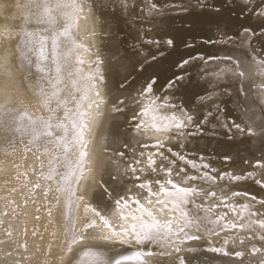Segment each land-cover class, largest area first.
Here are the masks:
<instances>
[{
  "label": "bare ground",
  "instance_id": "1",
  "mask_svg": "<svg viewBox=\"0 0 264 264\" xmlns=\"http://www.w3.org/2000/svg\"><path fill=\"white\" fill-rule=\"evenodd\" d=\"M260 2L124 0L122 4L121 0H83L79 36L80 42L90 49L82 54L83 67L86 72L91 71L95 67L93 61L98 58L106 85L101 90L105 101L100 109L101 120L89 133L90 147L102 137L109 147L107 152L100 147L99 151L90 153L88 159L94 161L96 172L82 178L77 195L104 212L115 209L117 199L145 196L144 190L135 187L138 183L149 178H165L164 173H154L149 168L147 160L152 155L157 168L163 162L172 167L173 173L183 169L182 174L199 175L191 164L195 163L197 168L209 164L215 169L211 174L217 177L216 183L197 180L189 181L188 185L215 190L217 197H226L230 204H248V211H264L260 203L264 200V187L254 182L257 179L264 182V16L256 13ZM45 3L55 7L56 0H0V264H101L111 256L132 257L143 249L159 252L161 249L147 242L142 247L80 242L72 246L71 252H63L67 243L68 208L56 202L58 193L54 191L49 193L44 205L32 197L30 189L35 183H53L42 179L49 170V157L26 150V145L31 147L33 126L27 121L21 124L19 117L29 112L45 118L52 116L55 123L63 122L65 112L55 99L48 98L53 92L51 86L45 85V98L37 94L41 73L35 67L36 57L31 53L26 57L21 43L26 32L50 37L64 27L65 16L55 12L50 18L44 12ZM209 38L214 42H203ZM169 39L173 41L171 46L167 43ZM189 41L194 47H185ZM48 48L50 57V40ZM197 53L202 54L201 58L177 67ZM54 69V64L46 62L50 78L55 76ZM71 72L72 66H66V85L73 79ZM184 73L187 74L177 81V87L164 90L170 79ZM152 78L156 80L153 92L142 95ZM62 95L69 101L67 107L74 108L72 97L79 98L80 93L68 86ZM156 96L161 100L167 96L169 99L164 102L183 105L193 117L191 124L179 130L183 135H178L175 129L134 130L137 123H151L148 116L137 117V113L145 110V106L150 107ZM44 99L48 101L47 107ZM113 106L121 111H113ZM162 111L179 115L176 108ZM234 122L242 132L231 126ZM159 153L167 159L162 161ZM137 160L140 164L135 163ZM258 164L262 166L257 167ZM133 167L137 168L136 172L132 171ZM141 168L143 171H139ZM225 172L229 176L220 180L219 175ZM249 173L252 178H248ZM137 175L140 181L136 180ZM232 175L241 178L234 181ZM39 192L37 189L36 193ZM234 192L250 195L233 196ZM251 195L257 200L252 201ZM194 199L204 206L219 202L216 198L205 201L203 194ZM148 207L160 220L170 215L167 211H157L159 205ZM185 210L197 213L191 203ZM215 212H228V209L221 205ZM237 212H242L245 220L249 218L243 208L237 207ZM130 214H138L135 206ZM70 215L74 217L75 228L80 229L86 219L83 204ZM228 216L231 218L232 213ZM261 231L264 230L229 229L218 236L205 235L199 240L185 241L179 245L178 253L169 248L168 256L154 255L143 260L147 264H177L178 258L189 264H241L242 261L246 264L248 260L264 264V241L257 235ZM225 237L234 239L223 245ZM248 237L252 239L249 241ZM24 244L28 246L27 253L23 251ZM252 245L261 248V254L250 255ZM221 246L230 252L242 251L244 256L227 257L208 251L209 247ZM188 248L194 251H186ZM17 257L22 259L18 261ZM125 264H138V261L133 257Z\"/></svg>",
  "mask_w": 264,
  "mask_h": 264
},
{
  "label": "snow or ice",
  "instance_id": "2",
  "mask_svg": "<svg viewBox=\"0 0 264 264\" xmlns=\"http://www.w3.org/2000/svg\"><path fill=\"white\" fill-rule=\"evenodd\" d=\"M122 4L124 0H121ZM246 3L249 0H245ZM83 0H56L55 7L44 4V12L50 18L53 17L55 12H60L66 18V23L63 28L56 31L50 37L43 35H36L34 33H25V39L21 43L25 46V56L31 53L35 55L36 62L35 67L37 71L41 73L40 83L38 85V95L45 98V85H49L53 88V92L49 99H55L58 106L65 108L63 122H53V117L47 118L39 116L35 113L24 112L21 113L19 119L21 124L27 121L32 125L31 139L29 145H26L27 151H34L40 155H46L48 160V173L42 175L44 181H51L52 184L35 183L30 192L33 199L41 205L48 202V196L50 192H56L58 195L55 197L57 203H64L69 210L68 227L65 233L67 238L66 245L62 248L63 252H71L72 246L80 242H101L103 244L113 245H125L135 244L137 246H143L146 242L151 243L161 249V251H149L143 249L136 251L132 254V257L124 254L117 256H111L108 260L101 261V264H125V261L136 258L138 264H147L144 257L162 255L168 256L171 253L169 248L174 252H180L179 245L185 241L199 240L205 235L213 236L219 235L220 232L229 229H255L264 230V211H248L249 205H236L228 203V199L224 196L217 197L215 190L207 191L203 187L198 185H188L189 181L203 180L205 182H211L215 184L217 177L211 173L215 171L209 164H202L200 168H197L195 163L191 164V167L195 169L199 175H189L184 173L183 169L176 170L173 173V169L170 166H166L163 162L160 166L156 167V160L149 155L147 164L154 173H164V179H146L138 183L135 187L146 192L143 197L128 195L126 198L117 199L115 201V209L110 212H104L102 209L94 207L88 203L83 196L77 195L78 185L81 184L82 178L86 175H95L96 165L94 161L88 159L90 153L99 151L100 147L105 149L109 144L105 138H101L96 141L94 147H90L92 141L89 138V133L99 124L102 113L101 106L105 103L104 98L101 96V90L106 85L104 84V76L100 70L101 61L97 58L93 61L95 67L91 71L86 72L84 70V60L82 54L89 52L90 49L85 47L80 41L79 36V19L82 11ZM256 13L264 16V0H261L259 6L256 9ZM249 31V30H245ZM92 36L95 35L93 32ZM51 42V56L49 57L48 42ZM204 43H213L214 41L209 38ZM169 46L173 44V41L169 39L167 41ZM185 47H194V44L189 41L185 43ZM202 54L197 53L193 56H189L187 59L182 60L177 67L181 68L189 64L190 61L197 58H201ZM213 59V58H207ZM51 62L55 65V76L50 78L46 72V62ZM31 64L32 61L29 60ZM72 66V72L69 74L73 77L72 80L65 84V68L66 66ZM187 73L177 75L170 79L167 84L164 85V90L177 87V81L184 78ZM156 83L155 78H152L145 86L142 95H148L153 92V85ZM70 86L75 92L80 93L79 98L72 97L75 102L74 108H68L69 103L66 96L62 93L66 88ZM123 86V85H121ZM94 97V98H93ZM169 98L166 96L161 100L159 96H156L152 100L151 106H145V110L137 113V117L148 116L151 123H137L134 130L144 132L149 129L156 132H167L171 129L177 130L178 135H183L179 130L186 127L187 124H191L193 117L188 114L187 109L183 105L169 104L167 101ZM123 104V101L119 102ZM44 106H48L47 99H44ZM165 108H176L179 115L173 113L171 115L162 111ZM113 111H121L120 108L113 106ZM210 111V110H209ZM137 117H134L136 119ZM204 119V118H202ZM232 127L239 129V126L234 122ZM241 132L242 129H239ZM148 147V145H144ZM156 145H153L155 147ZM160 147H163L161 144ZM168 151H173L168 149ZM123 155V153H119ZM161 160L167 159L163 153H159ZM184 159L183 156L179 157ZM39 159V156L37 157ZM136 164H140L137 160ZM91 165V166H90ZM43 166V162H41ZM262 165H257L260 167ZM15 167H19L16 165ZM201 169H208L209 171H201ZM133 172L137 171V168H132ZM143 171V169H139ZM229 173H221L219 179L223 180ZM27 179V177L25 176ZM234 181H239V175H232L230 177ZM248 178H252V174H248ZM136 180L140 181V176H136ZM256 184L264 187V182L257 179L254 181ZM188 185V186H183ZM91 185H85L89 187ZM39 189L40 192L36 193ZM105 192L110 195L108 189L105 187ZM222 191V189H221ZM203 194L204 200L209 198L218 199V203H208L207 206L197 204L195 199ZM233 196L245 195L248 193L234 192ZM251 200L256 201L257 197L251 195ZM83 204V213L85 214V222L80 229L75 228L73 222L74 217L70 213ZM191 203L197 213L193 214L185 210V207ZM260 203L264 205V200H260ZM171 204V207H169ZM149 205H159L160 213L167 211L170 215L160 220L154 214L153 210H150ZM223 205L228 209V212L216 213L215 210ZM135 206L136 213L130 214L131 208ZM237 207L243 208L248 212V219L242 212H237ZM128 210V211H126ZM39 211V209H37ZM199 212H203L200 215ZM232 213V217L229 218L228 213ZM178 213L179 215H174ZM48 214L51 215V209L48 210ZM148 219L145 220L144 217ZM260 217L259 219H254ZM39 219V217H37ZM244 221L241 223V221ZM11 235V232L8 233ZM259 239L264 241V231L257 233ZM229 239L234 237H225L223 245H227ZM249 241L252 237H248ZM241 243L244 241L241 240ZM24 252H28L27 244L22 246ZM87 249L84 250L85 254ZM186 251H194L192 248L186 249ZM208 251L213 253H219L220 255L237 258L244 256L242 251L230 252L226 247H209ZM262 249L257 248L255 245L249 250L250 255L257 253L261 254ZM21 257H17V260H21ZM23 259H30V257H24ZM63 261V257H61ZM177 264H189L182 258L177 259ZM241 264H244L242 261ZM246 264H253L252 260H248Z\"/></svg>",
  "mask_w": 264,
  "mask_h": 264
}]
</instances>
